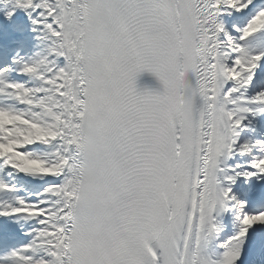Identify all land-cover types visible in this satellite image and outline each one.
<instances>
[{"label": "snow or ice", "instance_id": "obj_1", "mask_svg": "<svg viewBox=\"0 0 264 264\" xmlns=\"http://www.w3.org/2000/svg\"><path fill=\"white\" fill-rule=\"evenodd\" d=\"M0 264H264V0H0Z\"/></svg>", "mask_w": 264, "mask_h": 264}]
</instances>
